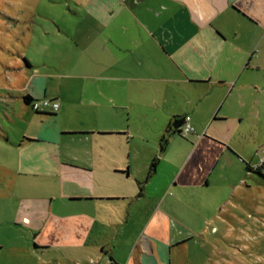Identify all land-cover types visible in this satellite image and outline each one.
<instances>
[{
	"label": "crops",
	"instance_id": "obj_1",
	"mask_svg": "<svg viewBox=\"0 0 264 264\" xmlns=\"http://www.w3.org/2000/svg\"><path fill=\"white\" fill-rule=\"evenodd\" d=\"M72 2L0 22V199L18 200L0 255L193 264L264 214V0Z\"/></svg>",
	"mask_w": 264,
	"mask_h": 264
},
{
	"label": "rangeland",
	"instance_id": "obj_2",
	"mask_svg": "<svg viewBox=\"0 0 264 264\" xmlns=\"http://www.w3.org/2000/svg\"><path fill=\"white\" fill-rule=\"evenodd\" d=\"M69 1L72 2L73 0H0V22H2L3 19L10 20V17L16 16L14 20H12L13 24L20 25L22 20H27L33 14L37 17H40V15L60 16L63 14L62 4H67ZM16 18L20 20L19 23L16 22ZM17 49H13L16 56L20 53ZM30 54L32 56H37L35 47L31 48ZM0 62L2 63L3 61L0 59ZM128 119L129 117L126 110L120 107V125L126 123V126H128ZM131 119L133 123L134 120H136L133 115ZM17 202L18 200L16 197L10 196L1 198L0 215H3L4 218L10 215L12 208L15 207ZM4 218L0 219L1 239L10 238L13 237L14 234H17L13 229H10L11 226L9 227L7 219ZM259 219L258 222L253 224L236 225L231 228L230 231L234 234L232 241L221 240L217 245L206 243L202 247H198L194 242L192 245L194 247L190 250L191 255L195 253V250L198 251V249H201L202 252L197 259H193V264H200L202 262L203 264H264V214L261 215ZM251 221L254 220H249V222ZM53 253L54 250L52 249L44 252L39 249L32 254L34 257H30V259L25 262L24 260L17 259L16 256L12 254H6V252H4V254L0 255V264H69L68 261L64 260V263H57L44 259L47 255Z\"/></svg>",
	"mask_w": 264,
	"mask_h": 264
},
{
	"label": "built area",
	"instance_id": "obj_3",
	"mask_svg": "<svg viewBox=\"0 0 264 264\" xmlns=\"http://www.w3.org/2000/svg\"><path fill=\"white\" fill-rule=\"evenodd\" d=\"M30 105L32 109L36 112L41 111H50L51 109L54 111H57L60 107V104L58 101H55L51 98L44 97L42 99L32 100L30 102ZM182 124L178 127L179 133L182 135H188L193 131V126L191 125V116L186 115L183 118ZM258 160L255 164L252 165V170L258 171L262 175H264V145L261 146L257 152Z\"/></svg>",
	"mask_w": 264,
	"mask_h": 264
},
{
	"label": "trees",
	"instance_id": "obj_4",
	"mask_svg": "<svg viewBox=\"0 0 264 264\" xmlns=\"http://www.w3.org/2000/svg\"><path fill=\"white\" fill-rule=\"evenodd\" d=\"M26 101L27 102H31V99L30 97H26ZM183 122V119L182 118H179L178 116L177 117H174L172 119V121L169 123L165 133L163 134L162 138H161V142H160V145H161V149H164V147L166 146L167 144V141H168V137L172 134V133H175L177 132L178 130V127L182 124ZM155 167H156V163H155V160L152 161L151 163V168H150V172H149V176L152 175V173L154 172L155 170Z\"/></svg>",
	"mask_w": 264,
	"mask_h": 264
}]
</instances>
